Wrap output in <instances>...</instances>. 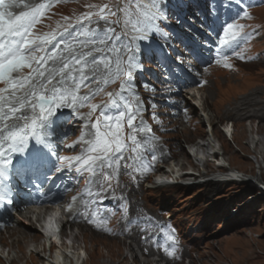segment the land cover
I'll return each instance as SVG.
<instances>
[{"label": "snow or ice", "instance_id": "1", "mask_svg": "<svg viewBox=\"0 0 264 264\" xmlns=\"http://www.w3.org/2000/svg\"><path fill=\"white\" fill-rule=\"evenodd\" d=\"M54 2L59 0H0V83L5 85L0 88V207L13 203L11 186L6 183L13 171L17 175L26 170L40 172L49 168L59 172L75 165L77 172H87L91 177L109 182L113 177L105 172V168L113 169L114 173L118 171L125 159L124 149L128 147L123 139L125 117L133 133L127 137L132 142L131 151L137 152L142 147L134 134L137 129L133 128L136 117L132 104L122 93L127 90L135 96L131 78L132 70L138 65L132 61L139 45L134 42L146 40L149 33L158 31L156 22L166 20L161 8L164 0H111L102 6L89 4L86 7L90 10L76 18L75 23L81 25L79 31H69L74 24L66 16L63 18L65 23L58 22L57 29L35 33L36 24ZM235 3L241 4V0H235ZM12 8L21 10L13 12ZM241 10L243 17L251 18L246 7ZM93 24L96 27H92ZM120 25L122 30L118 32L116 26ZM244 27L236 22L223 26L218 64L232 67L224 49L235 51L242 41L251 38L252 33L243 32ZM236 54L240 56L238 52ZM24 69L29 71L20 75ZM116 81H120L119 90L106 91V87ZM98 95L108 99L93 103ZM121 105L125 111H120L118 116L106 114L107 109H120ZM84 107L89 109L87 113L80 112ZM62 108L71 109L77 118L89 122L84 125L87 132H82L78 140L65 146L72 149L83 142L87 148L72 157L57 156V163L53 164L50 157L55 153L44 149L53 148L51 141L57 135V114ZM85 136L89 138L85 139ZM30 141L36 151L20 168H15L13 155L25 153ZM141 157L142 154L129 158ZM125 167L132 166L126 164ZM108 187H111L110 183ZM76 199V196L72 197L73 202ZM72 206L68 205L69 210ZM105 230L111 231L106 227ZM169 239L173 237L169 236ZM165 251L173 256L175 249L166 248Z\"/></svg>", "mask_w": 264, "mask_h": 264}, {"label": "rangeland", "instance_id": "2", "mask_svg": "<svg viewBox=\"0 0 264 264\" xmlns=\"http://www.w3.org/2000/svg\"><path fill=\"white\" fill-rule=\"evenodd\" d=\"M105 3H111V0H59L58 5L52 9L36 33L42 34L57 29L58 22L63 25L65 23L63 18L66 16L74 23L81 13L90 10L87 5L102 6ZM12 10L16 12L20 9ZM254 13L264 25V7L258 8ZM193 19L196 28L203 30L199 27L205 25L196 18ZM101 25L103 26V22ZM92 27L96 25L93 24ZM116 27L122 30V25ZM256 48L264 51V35L256 44ZM239 67L240 70L236 74L218 70L212 73L208 77L207 87L193 91L198 98L193 101L185 100L191 113H189L191 123L197 119L198 126L176 123L175 130L165 137L169 143L176 144L172 145L175 158L169 166L171 170H189V174L215 172L217 169L215 163L219 158L204 160L203 168L198 169L196 167L198 162L195 159L198 155H190L186 148L188 143L193 144L195 139L203 136L206 139L203 138L204 142L218 144L217 147L224 153L225 161L230 168L241 169V171L236 169L235 172L253 178L256 174H261L264 178V118H250L252 113L258 115L264 111V57L259 62ZM143 68L148 70L149 66L144 64ZM196 68L198 70L197 66ZM27 72L28 69H24L20 75ZM143 85L147 87L142 90L143 106L150 107L153 113L160 115L159 111L166 108L169 103L167 100L172 97L171 94L167 95L168 90L171 92L173 88H163L167 83L159 78ZM3 86L4 84L0 83V88ZM4 95L7 96L8 93ZM66 110L68 109L62 108L59 112L67 114L64 113ZM144 113L146 119V111ZM224 118L235 124L231 136L224 134L218 126ZM257 120H260L259 124ZM71 125L72 123L69 124ZM71 129L74 136L76 127ZM257 130H260L258 136L255 135ZM198 144L200 143L196 141V145ZM199 177L192 176L191 180L201 179ZM157 180H161V176ZM261 182L264 184L263 180ZM207 188L205 184H197L192 187L166 186L143 191L139 189L138 201L142 200L148 207L162 206L172 215V220L180 224L187 249H192L189 261L186 260L183 264H264V196H259L255 192L257 190L254 185L248 186L232 181L223 184L215 195H206ZM19 225L20 223L16 228L11 226L7 228L35 235L36 241L29 242L25 249L20 250L13 245L14 239L6 241L7 238L3 235L0 240L11 247L4 259L0 258V264L44 263L47 254L42 252L44 246L42 238L32 228ZM22 225L25 228H22ZM82 232L84 233L79 235L75 245L79 249L84 245L86 256L83 257L82 264H149L148 257L137 256L127 243L88 231Z\"/></svg>", "mask_w": 264, "mask_h": 264}, {"label": "bare ground", "instance_id": "3", "mask_svg": "<svg viewBox=\"0 0 264 264\" xmlns=\"http://www.w3.org/2000/svg\"><path fill=\"white\" fill-rule=\"evenodd\" d=\"M197 68L195 67V70H196ZM246 105H244V107H245ZM243 107V106H242ZM237 108V107H236ZM244 109V108H243ZM241 110V109H240ZM243 111V110H242ZM263 111V110H262ZM261 111V112H262ZM245 112V111H244ZM247 112V111H246ZM249 112V111H248ZM260 112V114H253L252 113V117H250V118H264V111L261 113ZM251 113V112H250ZM258 113V112H257ZM191 114V113H190ZM230 115V114H229ZM245 115V114H244ZM232 116V115H231ZM241 116V115H240ZM239 117V116H238ZM237 117V118H238ZM243 117V116H242ZM234 118V117H233ZM241 119V118H240ZM244 120H249V118L247 119V118H244ZM260 121V120H259ZM188 122H190L191 123V120L189 119V121ZM233 126L235 125V124H232ZM252 125V124H251ZM226 131V135H228V136H231V134H232V130H233V127H231V128H228V127H226V129H225ZM255 130V129H254ZM254 130H253V132H254ZM259 131L260 130H257V133H255V135L256 136H258L259 134ZM238 138H236V140H237ZM180 145V144H179ZM178 145V146H179ZM217 145L218 144H212V143H207V146L205 147V146H202V144H198V145H196V146H194L193 144H192V146H194V148L195 149H193V148H191L192 150H193V152H192V154L194 153V151L195 150H198V153H199V158H202L203 160H205V159H208V158H206V157H204V156H201L203 153V151H204V154H206V153H208V152H210V153H208L209 155H210V158L211 159H213L215 156V153H216V151H221L218 147H217ZM196 154V153H195ZM196 156V155H195ZM197 157V156H196ZM195 157V158H196ZM223 161H224V158H223ZM222 162V160L221 161H219V164H222L221 163ZM223 164H226V162L224 161L223 162ZM174 165V164H173ZM169 166V165H168ZM174 168V167H173ZM238 171H241V169H238V168H236ZM236 169H234V170H236ZM164 170H166L165 172H167L165 175H162L161 176V180H159V183H161L164 179L162 178V177H166L168 174H170V177H171V179H173L174 180V182H178L179 181V179H182V181H184L183 180V178H182V176H180V174H181V170H179V169H177V170H174V169H170L169 167L167 168V169H164ZM174 170V171H173ZM232 170V173L230 174L231 176H228V179H232V177L233 178H235L236 180H238L240 183H242V182H247V184H248V186H253V183H257V184H260L261 185V195L262 196H264V184H263V182H261V180H263L264 181V178L262 177V175L260 174V175H258V174H256L255 176H254V178L252 177L251 179H249V177H247V176H245V175H243V173H238V172H235L233 169H231ZM219 172H221V171H219ZM200 177L199 178H201V180L202 179H205L207 176H205V175H199ZM210 176V175H209ZM209 176H208V178H209ZM226 176H224V175H222V176H220L219 178H220V180H218V181H216V182H213V181H209V182H207L205 185L208 187L206 190H205V194L207 195V194H210V195H215V193H217V191H219V189H220V187L223 185V184H225V183H227V182H231V181H229L227 178L226 179H224ZM207 178V179H208ZM157 179H158V177H157ZM160 179V178H159ZM258 186V185H257ZM25 201V199L23 198L22 200H21V202H24ZM18 206L19 205H17V208H18ZM9 216V215H8ZM18 225V224H17ZM20 227H21V224L19 225ZM30 226H31V224H30ZM24 226L22 225V228H23ZM25 228V227H24ZM9 230V231H8ZM5 231H6V234H8L9 236V239H14V243H13V245H15L18 249H20V250H23V249H25V247H26V245L29 243V242H35L36 241V236L35 235H29V234H26V233H24V232H20L19 230H14V229H12L11 227H6L5 228ZM37 232V231H36ZM84 243V242H83ZM60 245V247H58V250H55L54 252H53V258H52V262H48V263H45V264H82V261H83V257H85L86 255V252H85V250H83L82 248H77V246H75V245H64V244H59ZM74 248H76V249H74ZM74 249V250H73ZM79 249V250H78ZM64 252L65 253H67L68 254V256H65L64 255Z\"/></svg>", "mask_w": 264, "mask_h": 264}]
</instances>
